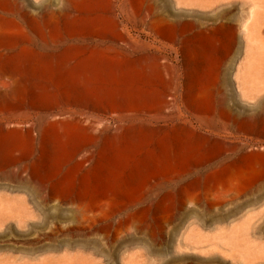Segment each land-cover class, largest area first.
<instances>
[{
	"label": "rangeland",
	"instance_id": "1",
	"mask_svg": "<svg viewBox=\"0 0 264 264\" xmlns=\"http://www.w3.org/2000/svg\"><path fill=\"white\" fill-rule=\"evenodd\" d=\"M92 263L264 264V0H0V264Z\"/></svg>",
	"mask_w": 264,
	"mask_h": 264
},
{
	"label": "bare ground",
	"instance_id": "2",
	"mask_svg": "<svg viewBox=\"0 0 264 264\" xmlns=\"http://www.w3.org/2000/svg\"><path fill=\"white\" fill-rule=\"evenodd\" d=\"M4 111V110H3ZM6 111V110H5ZM5 111H4V113H5ZM11 111V110H10ZM9 111V112H10ZM8 112V110H7V113H9ZM30 112H29V110H19V111H14L13 112V115H21V116H27L28 114H29ZM10 114L11 113H9V116H10ZM149 191V190H148ZM69 194H70V192H68ZM22 209V208H21ZM26 210V209H25ZM127 210V209H126ZM125 211V210H124ZM122 214V213H121ZM12 218V217H11ZM27 220V219H26ZM22 221V220H21ZM20 221V222H21ZM24 224H25V222H24ZM203 239V238H202ZM212 239H214V238H212ZM215 240V239H214ZM214 240H212L211 241V238L209 239V240H207V241H211V242H213ZM205 241H206V239H205ZM205 241H203V240H201V241H199V243L200 244H202V243H204L205 244ZM206 241V242H207ZM211 242H208V243H210L211 244ZM196 243V242H195ZM199 245V244H198ZM202 246V245H201ZM23 259V258H22ZM92 259V258H91ZM24 260V259H23ZM82 260V259H81ZM82 261H84V259L82 260ZM92 264H94V263H92Z\"/></svg>",
	"mask_w": 264,
	"mask_h": 264
},
{
	"label": "crops",
	"instance_id": "3",
	"mask_svg": "<svg viewBox=\"0 0 264 264\" xmlns=\"http://www.w3.org/2000/svg\"><path fill=\"white\" fill-rule=\"evenodd\" d=\"M155 34H156V33H155ZM157 34H159V33H157ZM157 34H156V36H158ZM236 40H237V39H236ZM248 43H249V42H248Z\"/></svg>",
	"mask_w": 264,
	"mask_h": 264
}]
</instances>
